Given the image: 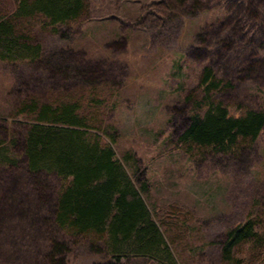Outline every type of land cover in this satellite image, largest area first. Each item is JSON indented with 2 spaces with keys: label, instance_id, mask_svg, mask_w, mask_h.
Instances as JSON below:
<instances>
[{
  "label": "rangeland",
  "instance_id": "obj_1",
  "mask_svg": "<svg viewBox=\"0 0 264 264\" xmlns=\"http://www.w3.org/2000/svg\"><path fill=\"white\" fill-rule=\"evenodd\" d=\"M13 6L0 0L2 10ZM30 30L46 61L0 62V139L21 137L25 118L16 114L29 97L76 101L104 130L103 143L114 134L117 156L138 161L145 202L176 264H264V249L223 253L230 229L256 218L264 225V131L240 163L178 142L197 101L234 115L264 109V0H86L83 17L57 34L39 21ZM51 60L96 76L65 77ZM204 67L222 82L213 95L198 85ZM25 163L0 166V264H52L60 245L62 264H170L65 236L54 224L59 180L37 178Z\"/></svg>",
  "mask_w": 264,
  "mask_h": 264
},
{
  "label": "trees",
  "instance_id": "obj_2",
  "mask_svg": "<svg viewBox=\"0 0 264 264\" xmlns=\"http://www.w3.org/2000/svg\"><path fill=\"white\" fill-rule=\"evenodd\" d=\"M13 2L10 11L0 8V62L6 65L46 61L43 46L32 38L30 28L35 21L57 34L61 25L80 20L86 11V0ZM175 66L179 75V63ZM51 67L65 77L74 75L84 80L96 76L52 60ZM199 76L198 85L205 94L220 90L222 82L216 79L213 68L204 67ZM211 100L205 108L204 100L195 103L178 142L188 149H207L214 159L240 163V156L264 131V109L234 115L221 102ZM79 110L81 105L76 101L52 104L29 97L16 114L25 118L19 123L21 137L0 139V166L18 167L24 157L28 173L59 180L54 224L65 236H80L92 244L102 242L112 256L141 255L176 264L145 202L149 185L140 174L138 161L129 152L119 158L113 146L114 134L108 133V143H103L100 133L104 130L89 124L91 117L81 115ZM263 227L262 219L256 218L230 229L223 245L224 256L229 258L237 250L245 252L247 246L253 252L262 251ZM63 247L55 249L52 264H62L57 257Z\"/></svg>",
  "mask_w": 264,
  "mask_h": 264
}]
</instances>
